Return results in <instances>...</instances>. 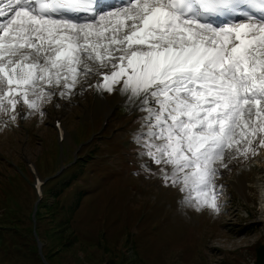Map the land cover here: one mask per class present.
<instances>
[{
  "label": "snow or ice",
  "instance_id": "1",
  "mask_svg": "<svg viewBox=\"0 0 264 264\" xmlns=\"http://www.w3.org/2000/svg\"><path fill=\"white\" fill-rule=\"evenodd\" d=\"M90 74L143 113L139 168L198 208L219 211L226 154L264 148V0H0V113L38 110Z\"/></svg>",
  "mask_w": 264,
  "mask_h": 264
},
{
  "label": "rangeland",
  "instance_id": "2",
  "mask_svg": "<svg viewBox=\"0 0 264 264\" xmlns=\"http://www.w3.org/2000/svg\"><path fill=\"white\" fill-rule=\"evenodd\" d=\"M89 76H81L70 94L44 99L38 110L18 103L15 113H0V264L44 263L28 217L36 200L28 168L37 164L41 178L51 177L73 157L86 175L51 178L38 198V205H52L46 207L52 227L46 219L39 223L44 253L56 252L48 255L52 264H255L264 247L263 148L231 160L226 154L228 167L215 177L219 211L198 208L158 173L139 168L133 139L143 113L127 106L122 84L97 96L99 77ZM56 118L67 131L63 146L56 142ZM93 129L98 132L89 145L82 144ZM90 150L97 155L87 170L80 160Z\"/></svg>",
  "mask_w": 264,
  "mask_h": 264
},
{
  "label": "trees",
  "instance_id": "3",
  "mask_svg": "<svg viewBox=\"0 0 264 264\" xmlns=\"http://www.w3.org/2000/svg\"><path fill=\"white\" fill-rule=\"evenodd\" d=\"M87 132V131H86ZM83 164V163H82ZM84 165V164H83ZM84 166H86V165H84ZM86 168H87V166H86ZM72 169H75L74 171H71ZM70 171H69V173H67L66 175H69L67 178L69 179V178H77L79 175H86V172L84 171V170H82V168H81V165H78V164H76L73 168H72ZM66 175H64V176H60L59 178H58V180L59 181H64V180H66L67 178L65 177ZM63 177H65V178H63ZM69 180H71V179H69ZM27 184H28V186L30 187V185H29V183H28V181L26 182ZM64 185H68V183H63L62 184V187L59 189V190H57L54 194H53V196H57V195H59L60 193H61V191H62V189H63V187H64ZM52 190L51 191H54V188H51ZM34 190H35V188H34ZM35 196H36V200L34 201V203H33V205H32V207H31V209L33 208L34 209V207H35V204H36V201L38 200V194L36 193V190H35ZM40 204H42V205H40ZM40 204H39V211H38V213H37V219L38 220H40L41 219V221L43 220V219H46V221H47V224H51V222L49 221V220H47L48 218H49V216H48V212H47V210H46V207L47 206H52V205H50V202L49 201H44L43 203H41L40 202ZM42 209H45V210H42ZM28 213H29V215H28V217H29V219H30V221H31V223H32V219H31V217H30V213H31V210L29 209V211H28ZM55 218L57 217L58 218V216H57V211H56V214H55V216H54ZM37 230V229H36ZM32 231H33V234H34V228L32 229ZM37 233L39 234V231H37ZM34 237H35V234H34ZM35 239H36V237H35ZM37 245H38V242H37ZM36 247V246H35ZM75 247H76V245H75ZM77 247H79V246H77ZM46 248V246H44V249ZM47 253H49V254H47V257H48V255H54L56 252H47ZM49 262L50 263H52L50 260H49ZM255 264H264V247H262V248H259L258 249V254H257V258H256V261H255Z\"/></svg>",
  "mask_w": 264,
  "mask_h": 264
},
{
  "label": "bare ground",
  "instance_id": "4",
  "mask_svg": "<svg viewBox=\"0 0 264 264\" xmlns=\"http://www.w3.org/2000/svg\"><path fill=\"white\" fill-rule=\"evenodd\" d=\"M94 68L96 67V65L95 64H93L92 65ZM103 70H105V69H103ZM108 70V69H107ZM93 75V74H92ZM95 75H97V74H95ZM90 78H91V76H89ZM97 77H99V75H97ZM89 78V79H90ZM88 79V80H89ZM91 80V79H90ZM93 80V79H92ZM96 79H94V81H95ZM97 80H100V77L97 79ZM84 81H86V79L84 80ZM97 82V81H96ZM97 88V87H96ZM101 90V89H100ZM102 92H100V94L101 95H103V90H101ZM104 96V95H103ZM57 128V127H56ZM62 129H63V131H64V136L66 135V131H65V128H64V126L62 125ZM64 140H66L65 139V137L63 138H61L60 139V143L62 144V146L64 145ZM82 143V142H81ZM62 151H63V147H62ZM64 153V152H63ZM71 156V155H70ZM70 156H68V159L70 158ZM61 158V161L62 162H65L64 161V159H63V157H60ZM262 160H264V148L262 149V158H261ZM262 162V161H261ZM67 163V162H66ZM264 163V162H263ZM64 165V164H63ZM34 166V167H33ZM36 166H38L37 164H30V166H29V168H28V170H31L32 171V173H34L35 174V176H38V177H40L39 175H38V170H37V167ZM62 168H63V166H60V168L56 171V172H58V171H60V170H62ZM45 178H47V177H45ZM38 198H39V196H38ZM41 202V201H40ZM40 202H39V204H40ZM34 209H36V210H39V205H38V200L36 201V204H35V207H34ZM34 234H35V237L37 238V230L36 229H34ZM39 239H38V245H39Z\"/></svg>",
  "mask_w": 264,
  "mask_h": 264
},
{
  "label": "water",
  "instance_id": "5",
  "mask_svg": "<svg viewBox=\"0 0 264 264\" xmlns=\"http://www.w3.org/2000/svg\"><path fill=\"white\" fill-rule=\"evenodd\" d=\"M42 246V242L41 241H39V247H41Z\"/></svg>",
  "mask_w": 264,
  "mask_h": 264
}]
</instances>
